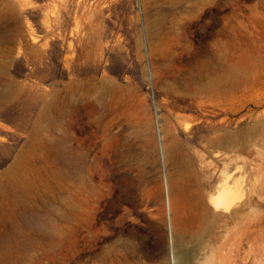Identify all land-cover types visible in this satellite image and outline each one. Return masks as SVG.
<instances>
[{"label": "rangeland", "instance_id": "1", "mask_svg": "<svg viewBox=\"0 0 264 264\" xmlns=\"http://www.w3.org/2000/svg\"><path fill=\"white\" fill-rule=\"evenodd\" d=\"M65 4L73 10L66 27ZM96 36L99 61L92 66L86 54H96ZM205 61L210 69L202 68ZM0 63V90L13 83V103L0 106V180L12 164L36 160L41 111L53 139L47 180L15 184L13 207L0 197V264H103L110 244L125 236L117 231L121 223L138 230L151 261L163 260L166 247L174 264L165 128L178 133L195 169L209 165L216 185L235 175L239 201L233 215L218 208L215 236L227 239L235 224L238 264H264V0H0ZM68 81L69 93L61 89ZM176 114L189 118L190 130ZM219 133L225 140L215 149L208 139ZM90 142L100 192L94 199L107 193L101 179L111 169L125 172L131 191L81 227L74 205L64 201L76 200V161ZM219 242L195 247L183 264H230Z\"/></svg>", "mask_w": 264, "mask_h": 264}, {"label": "bare ground", "instance_id": "2", "mask_svg": "<svg viewBox=\"0 0 264 264\" xmlns=\"http://www.w3.org/2000/svg\"><path fill=\"white\" fill-rule=\"evenodd\" d=\"M72 11L73 10L69 11L66 4L64 5V8L62 10V17H64L63 22H64L65 27L69 24V17H70L69 12H72ZM154 23H155V20H151V22L149 23L150 31L154 30V27H155ZM96 38H97L95 42V48H96L95 55L96 56L92 55L91 51H89L86 54L89 61L92 59L93 62H89L92 66L97 64V62L99 61V57L97 56V53L99 50L100 38H98L97 36ZM93 56H95L94 59L92 58ZM195 56L197 57V55ZM202 68L210 69V64L205 61L202 63ZM5 70H6V64L0 63V75L3 74ZM71 85H72L71 81H68L63 84V87L61 89L69 93ZM56 96L57 95L53 96L52 98H55ZM9 101L13 103V83L10 85H6V87H3L0 90V106H3L4 104L10 105ZM175 118L178 124L182 125L185 131L190 130V127H189L190 121L188 122L189 118L186 115L176 114ZM47 126H46V123H44L43 121V116H42V111H41L38 117L37 123L34 127V131H33V141L39 142L38 147L35 150H33V155L36 160L33 163H28V164H23L21 163V161H18L12 164L11 167L6 169L4 173L2 174L3 179L0 180L1 181L0 182V197H3L5 195L9 197L11 200V205H12L11 207H13V186L15 184H18V186H21L22 188H28L33 185L34 180L35 181H38V180L46 181L48 176L50 175L49 170L47 169H49V167L52 165V164L51 165L49 164L52 162V159H53V156L51 155V152H50L51 145H52L51 143H53L52 142L53 139L47 129ZM125 129H127L126 126H125ZM107 130L108 128L106 126L105 133H107ZM60 139H59L58 155L60 153V148H61ZM162 139H163V143H162L163 152L166 156L168 164L170 165V168L167 172L166 182H167V190H168V204H169V211H170V228H171V238H172V245H173L174 264H183L186 255L188 257L191 255L192 252L194 253L195 247H204V246L214 247L215 240H216V243L220 241L215 236V227L217 226L220 215L223 214V212H219L217 210L220 206L221 207L225 206L227 210L230 212V214L235 212V207L238 204L237 201H239V200L236 201L237 194L235 191L236 185H238L237 184L238 181L236 180L235 175H233L231 182L228 179L230 184H228L227 182L226 184L222 183L221 185H216V178L210 172L209 165L202 166V169L200 170L195 169L192 156L183 150L181 143L179 142L178 133H176L174 130L170 129L169 131L165 128L164 134L162 135ZM224 140L225 139L222 133L221 134L219 133L208 139V145L216 149L217 147L222 146ZM108 142H114V140L112 138H109ZM92 144L93 143L90 142V143H86L85 145H82L80 149V153L78 154V161H76L77 162L76 170L74 172L76 182H77L76 200L72 201L71 198L69 197L70 199H67L64 201V204L68 205V207L71 205H74L75 212H76L75 214L77 215V218L79 220L81 227L84 226L88 218L90 219V218L97 216L99 218L97 219L100 220V218H103L106 215H108V213L111 212V210L109 211L110 205L116 201L120 202L126 199L125 195H127V193H129V190H130L129 189V179L126 176L125 172L123 170H120V173H119L115 169L113 170L111 169L109 172L106 173L105 177L101 179V181L107 183L106 184L108 186L107 193L106 194L104 193L105 195L100 199L99 198L94 199L95 195L99 194L100 192H99L98 186L95 184L96 182L94 179L95 177H93L91 173V167L95 165V160H96L95 158L91 159V154L93 152ZM108 160L110 161V159ZM36 174L38 175L40 174V176L37 177L36 179L32 178V176ZM201 174H206L204 177L206 190L201 189L200 184H199V180H200L199 176H201ZM112 181L114 182L113 185L110 183ZM98 184L102 185L101 182ZM238 187L239 186H237V188ZM216 189L220 191L219 192L220 196L218 197L214 196L213 194L214 190ZM91 201H93V203H95L96 206H92V207L91 205L89 206ZM119 202L117 203L119 204ZM98 209L100 210L97 212L96 210ZM44 225L45 226L47 225L49 227V222H45ZM161 227L162 225L153 224V228L156 232L160 231ZM133 228L134 227L126 223L125 224L121 223L118 226L117 231H120L125 236L122 237L123 235H121L122 237L121 241H117V242L110 244L109 250L106 251V256L104 255L103 264H171L168 253L166 251L167 250L166 247H164L162 251L164 254L163 260L156 261V262L154 260L151 261L152 259L149 258V254L146 253L147 250H145L144 243L142 244L140 242V238L138 237V233H137L138 230H134ZM237 229L238 228L236 227V225L232 224L231 230L229 232V236H227V239L219 242L220 244L217 247V251L220 252V257L222 259H224L226 254H228L229 256L228 259H229L230 264H238V250L240 247L239 244L241 242V237L239 234V230ZM160 241L162 242V238ZM190 242H194V246H192L191 248L188 247V244ZM154 248H155V245H154ZM154 248H152V251ZM152 251H150V253H152ZM156 251L154 252V254L156 253ZM177 251H179L180 253L184 251L185 253L184 254L181 253L182 254L181 255L180 253H176ZM170 254L171 253H169V255ZM204 264H209V262L205 261ZM223 264H226L225 261L223 262Z\"/></svg>", "mask_w": 264, "mask_h": 264}]
</instances>
